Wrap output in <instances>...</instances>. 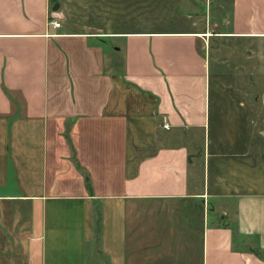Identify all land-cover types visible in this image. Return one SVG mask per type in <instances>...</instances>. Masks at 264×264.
<instances>
[{"label": "crops", "instance_id": "obj_1", "mask_svg": "<svg viewBox=\"0 0 264 264\" xmlns=\"http://www.w3.org/2000/svg\"><path fill=\"white\" fill-rule=\"evenodd\" d=\"M243 50L264 0H0V264H264Z\"/></svg>", "mask_w": 264, "mask_h": 264}, {"label": "rangeland", "instance_id": "obj_2", "mask_svg": "<svg viewBox=\"0 0 264 264\" xmlns=\"http://www.w3.org/2000/svg\"><path fill=\"white\" fill-rule=\"evenodd\" d=\"M250 56L252 58L254 56V52L247 56L245 50H243L240 54L237 62V86L239 88V94L251 105L252 117L255 120L252 135L254 142H256L257 138L260 137L258 133L260 131H264V83L259 85V81L257 79L260 74L258 71V68L260 67L259 63L254 62L256 63V67L251 69L252 73L255 74L257 78H254L250 69H246L248 67L247 60Z\"/></svg>", "mask_w": 264, "mask_h": 264}, {"label": "built area", "instance_id": "obj_3", "mask_svg": "<svg viewBox=\"0 0 264 264\" xmlns=\"http://www.w3.org/2000/svg\"><path fill=\"white\" fill-rule=\"evenodd\" d=\"M51 26H53L54 28H60L61 27V23L58 22L57 20H53L51 21ZM167 126V125H166Z\"/></svg>", "mask_w": 264, "mask_h": 264}, {"label": "water", "instance_id": "obj_4", "mask_svg": "<svg viewBox=\"0 0 264 264\" xmlns=\"http://www.w3.org/2000/svg\"><path fill=\"white\" fill-rule=\"evenodd\" d=\"M59 8H60V4H59L58 2H55V3L53 4V6H52V10H53L54 12H57V11L59 10ZM189 160L191 161V158H189Z\"/></svg>", "mask_w": 264, "mask_h": 264}]
</instances>
